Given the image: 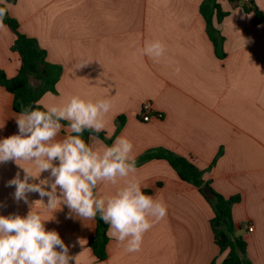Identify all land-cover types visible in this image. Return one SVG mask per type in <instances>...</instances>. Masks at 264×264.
I'll return each instance as SVG.
<instances>
[{"label": "crops", "instance_id": "obj_1", "mask_svg": "<svg viewBox=\"0 0 264 264\" xmlns=\"http://www.w3.org/2000/svg\"><path fill=\"white\" fill-rule=\"evenodd\" d=\"M205 0H16L9 10L22 33L35 38L47 59L62 67L56 94L46 93L41 105L63 104L71 96L109 99L101 138L85 131L93 147L125 136L139 158L152 149H165L190 159L204 171L216 192L240 200L232 218L247 242L252 264H264V22L242 6L247 0H218L228 14L216 27L223 37L222 57L205 29L200 12ZM264 16V0H249ZM4 24V23H3ZM15 33L0 27V69L17 75L21 58L11 50ZM159 39L166 53L159 60L142 55L146 41ZM89 61L81 68L80 63ZM179 69V71H177ZM152 117H139L144 102ZM160 113L157 117L155 113ZM13 96L0 86V139L18 133ZM120 117L123 125L117 133ZM60 137L70 133L67 123ZM117 133V134H116ZM24 164L25 162H21ZM29 166V165H25ZM22 169L14 162L0 164V215L26 216L29 206L13 199L7 182ZM48 173L42 174V178ZM135 179L147 194L163 201L165 218L144 236L138 253H126L109 238L107 257L98 260L89 240L96 219L69 218L67 206L54 213L36 204L46 230H55L76 257L70 264H211L223 261L215 241L210 203L193 185L182 181L165 160L150 159L137 166ZM125 181L104 184L100 195L114 194ZM40 199L29 194V201ZM47 198H45V203ZM254 231L247 232V225ZM108 229V226H107Z\"/></svg>", "mask_w": 264, "mask_h": 264}, {"label": "clouds", "instance_id": "obj_2", "mask_svg": "<svg viewBox=\"0 0 264 264\" xmlns=\"http://www.w3.org/2000/svg\"><path fill=\"white\" fill-rule=\"evenodd\" d=\"M0 27L11 9L7 0H0ZM166 44L146 41L142 55L159 61L166 53ZM89 61L80 63L84 67ZM179 71V69H177ZM112 108L109 99L85 100L71 96L63 104H45L24 108L16 117L18 133L0 139V164L14 162L17 171L7 182L14 187L13 199L29 206L26 216L0 215V264H70L76 257L55 230H46L40 204L54 213L67 206L69 218L94 221L97 216L108 226L107 235L126 253H138L144 236L155 223L166 217L167 205L147 194V185L128 179L137 172L134 144L127 137L117 136L113 143L93 147L82 138L87 130L98 134L106 129L105 116ZM67 122L70 133L60 137ZM21 162H25L22 164ZM29 165V166H25ZM48 175L42 178V174ZM125 181L114 194L103 196L99 188ZM40 199L29 201V194ZM45 198L47 202L45 203Z\"/></svg>", "mask_w": 264, "mask_h": 264}, {"label": "trees", "instance_id": "obj_3", "mask_svg": "<svg viewBox=\"0 0 264 264\" xmlns=\"http://www.w3.org/2000/svg\"><path fill=\"white\" fill-rule=\"evenodd\" d=\"M241 0H230L232 3ZM8 4L16 3V0H7ZM4 4L0 3V7ZM246 12H254V22L259 25L264 22L263 14L258 10L255 4L248 0V4L242 6ZM200 12L205 18L206 33L214 45V51L218 57H222L223 37L215 26L221 23L228 12L223 11L218 0H205L200 6ZM6 14L3 23L6 24L16 35L11 46V50L17 52L21 58V65L17 75L9 78L4 70L0 69V86L11 93L13 96V109L20 113L24 108L32 106L37 107V102L46 94H56V85L62 76V67L53 64L47 59V51L43 49L35 38L22 33L19 29L18 21ZM40 110H44L40 103ZM117 126V133L123 125V117H120ZM61 123H67L61 121ZM116 133V134H117ZM104 138L103 132L95 134ZM112 138L107 139L110 146ZM150 159L165 160L176 171L182 181L196 187L210 203L213 217L211 218V227L215 236V241L220 247L222 253L228 252L223 261L213 260L211 264H252L247 256L246 239L237 234L239 226L232 218L231 208L240 200L239 196L225 198L224 195L214 192V197L209 198L202 188L209 185L205 182L204 171L196 166L190 159L182 157L165 149H152L136 159V166H139ZM211 187V186H210ZM212 188V187H211ZM97 224L94 236L89 240L90 248L98 260H104L107 257V247L109 236L107 235V225L97 216Z\"/></svg>", "mask_w": 264, "mask_h": 264}, {"label": "built area", "instance_id": "obj_4", "mask_svg": "<svg viewBox=\"0 0 264 264\" xmlns=\"http://www.w3.org/2000/svg\"><path fill=\"white\" fill-rule=\"evenodd\" d=\"M152 113H153V109H152L151 102H149V101L144 102V104L142 105V108H141V112H139L140 119L143 122H148V121H150V119L152 117ZM155 115L157 117H161V114L159 112L155 113ZM254 228L255 227L253 225H251V224L247 225V232H253Z\"/></svg>", "mask_w": 264, "mask_h": 264}, {"label": "water", "instance_id": "obj_5", "mask_svg": "<svg viewBox=\"0 0 264 264\" xmlns=\"http://www.w3.org/2000/svg\"><path fill=\"white\" fill-rule=\"evenodd\" d=\"M202 190H203V193L207 197H209V198L214 197V192H213L212 188L209 185H204V187L202 188Z\"/></svg>", "mask_w": 264, "mask_h": 264}]
</instances>
